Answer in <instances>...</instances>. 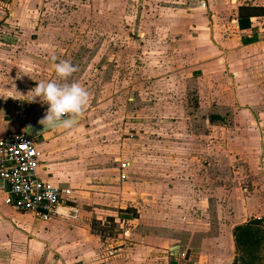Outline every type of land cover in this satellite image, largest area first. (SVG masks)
I'll use <instances>...</instances> for the list:
<instances>
[{
    "label": "rangeland",
    "instance_id": "374dc122",
    "mask_svg": "<svg viewBox=\"0 0 264 264\" xmlns=\"http://www.w3.org/2000/svg\"><path fill=\"white\" fill-rule=\"evenodd\" d=\"M242 1L207 0L204 9L215 15L217 25H226L221 33L227 39L238 37L233 15ZM201 3L0 0V99L7 96L23 120L31 112L33 118L44 116L47 105L31 101L30 91L37 81H59L52 56L69 61L76 70L67 82H79L89 93L68 138L81 139V155L92 154L95 161L106 155L101 167L115 178L103 182L107 194L63 193V199L76 205L70 217L102 235L122 234L117 226L122 217H136L138 225L159 218L180 231L171 225L179 217L206 226L208 239L219 236L229 244L233 225L264 218V118L263 124H251V112L264 117V53L259 47L245 55L254 59L255 71L239 77L233 72L238 57L232 70L203 73L191 51L177 47L196 31L188 14L173 17L185 9L206 12ZM212 36L210 31L208 40ZM210 111L220 116L212 118ZM38 142L41 149L42 138ZM43 156L47 162L49 153ZM124 161L130 162L126 178ZM94 164L93 175H98L99 163ZM87 202V209L80 204ZM149 228L154 237L155 226ZM189 236L192 231L175 233L166 242ZM102 242L109 246L103 237ZM168 244L159 246V254L172 263ZM188 253V261L173 260L214 263Z\"/></svg>",
    "mask_w": 264,
    "mask_h": 264
},
{
    "label": "crops",
    "instance_id": "0c3cea01",
    "mask_svg": "<svg viewBox=\"0 0 264 264\" xmlns=\"http://www.w3.org/2000/svg\"><path fill=\"white\" fill-rule=\"evenodd\" d=\"M207 3V0H202L200 8H207ZM242 6L264 8V0H245L237 5L233 15V22L238 31V37L235 39H227L222 35L221 31L226 28V25H217L215 15L209 16L208 9H204L206 12L191 11V9L174 12L173 17L180 16V13H187L190 26L196 30L193 37H187L188 39L180 42L177 47L190 50L194 64L200 65L203 73L208 74L213 69L226 71L229 68V70H232L233 61L238 60V58L241 61L233 71L236 77L255 71V68H253L254 59L244 56L250 54V52H255L259 47L262 48L264 53L263 34L259 30L261 17L264 13L250 16V27L241 28L239 13ZM210 31L213 32V36L208 40L207 35L210 34ZM251 31L252 33L249 35ZM208 55L211 58L205 60ZM241 89L242 86H238V90ZM7 99L5 95H2L0 99V138L8 131H25L28 124L38 122L43 117L38 115L37 118H33L34 113L31 112L30 119L23 120L9 106ZM218 114H220L218 111H210L212 118H218L220 116ZM214 115H218V117H214ZM251 115L255 120L251 121V124L254 122L255 124H263L262 118L264 117L261 114L257 116L251 112ZM208 124H212L211 121H208ZM39 138H42L43 142L40 150L49 153L46 158L47 162H45L43 156L38 168L39 175L43 180L49 181L62 189H69L72 194L80 195L92 192L101 195L107 194L108 186L103 182L115 177L109 176L107 169L101 167V163L106 165L108 162L106 155L103 160L99 161H95L96 157L92 154L81 155L79 148L81 139H69L68 129L56 128L44 132L41 136L35 138L37 139L38 148L40 146ZM57 152L59 153L58 157L56 156ZM94 163H99L98 175H93L92 167L97 166ZM122 165L124 169L121 172L126 175V178L129 175L127 171L130 162L124 161ZM92 179L96 180L98 184L93 183ZM1 187L2 181L0 180V264H166L167 260V264H177L171 253L180 254L182 252L186 253L187 258H189L188 252L191 255L205 257V259L211 257L214 259L212 264L218 263V261H223V264H232L235 258L233 234L229 239V244H227L228 239L219 236L208 239L206 226L204 228L202 225H197L190 218H186L184 221L179 217V219L174 218L171 225H174L176 229H180V231L176 230L174 232L170 229L167 221L159 218L154 222L142 219L138 225L136 217H122L117 220L118 230L122 234L102 235V232L92 228L89 223L85 224V222L77 220L73 214L70 217L68 210H64V215L55 216L49 220H43L31 212H21L5 203V194ZM185 188L190 190L191 186L188 184ZM65 203L74 209L76 207L73 202L65 201ZM80 204L87 209L90 207L88 204L91 203H85L87 205ZM79 214L81 213L79 212ZM257 217L259 216H254V218ZM38 219L40 224L37 227ZM124 220H127L130 225L127 234L124 233L122 228ZM244 222L246 221L237 224ZM150 226H155L154 237L148 234L149 231H152L149 228ZM196 228L198 229L196 230ZM190 231L193 232L192 238L189 236L180 243L168 244L166 242L169 241L166 240L168 235L175 233L187 235ZM133 235L135 236L133 237ZM102 237L105 238L108 247L102 242ZM165 244H168L172 263L169 261L170 259L165 260L166 258L161 253L159 254V246ZM185 260L187 259L177 261Z\"/></svg>",
    "mask_w": 264,
    "mask_h": 264
},
{
    "label": "built area",
    "instance_id": "2783aa9c",
    "mask_svg": "<svg viewBox=\"0 0 264 264\" xmlns=\"http://www.w3.org/2000/svg\"><path fill=\"white\" fill-rule=\"evenodd\" d=\"M259 30L264 40V15ZM43 159V151L38 148L37 139L27 136L25 131H8L0 138V180L5 194V203L21 212H31L43 220L71 212L73 207L65 203L63 193L71 194L43 180L38 168ZM125 178V174H122ZM123 221V231L128 232L129 223ZM176 261L185 259L186 253H171Z\"/></svg>",
    "mask_w": 264,
    "mask_h": 264
},
{
    "label": "clouds",
    "instance_id": "9594fccd",
    "mask_svg": "<svg viewBox=\"0 0 264 264\" xmlns=\"http://www.w3.org/2000/svg\"><path fill=\"white\" fill-rule=\"evenodd\" d=\"M58 80L37 81L30 91L31 101L37 98L47 105L44 116L38 121L45 129L73 128L89 100V93L79 82H67V78L76 70L67 60L56 62L51 57Z\"/></svg>",
    "mask_w": 264,
    "mask_h": 264
},
{
    "label": "trees",
    "instance_id": "16d2710c",
    "mask_svg": "<svg viewBox=\"0 0 264 264\" xmlns=\"http://www.w3.org/2000/svg\"><path fill=\"white\" fill-rule=\"evenodd\" d=\"M264 13L263 7H240L241 28L250 27V16ZM218 117V115H214ZM235 258L232 264H264V218H252L233 227Z\"/></svg>",
    "mask_w": 264,
    "mask_h": 264
},
{
    "label": "water",
    "instance_id": "95a60500",
    "mask_svg": "<svg viewBox=\"0 0 264 264\" xmlns=\"http://www.w3.org/2000/svg\"><path fill=\"white\" fill-rule=\"evenodd\" d=\"M79 120H80V117L78 118V121ZM47 131L49 130L45 129L44 126L39 124L38 122L30 123L25 128V132L27 136L32 137V138H38L44 132H47Z\"/></svg>",
    "mask_w": 264,
    "mask_h": 264
}]
</instances>
